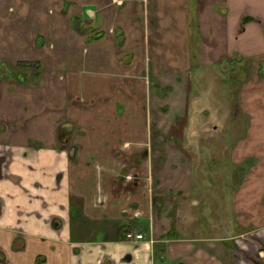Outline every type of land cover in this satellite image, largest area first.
<instances>
[{
  "label": "crops",
  "instance_id": "0c3cea01",
  "mask_svg": "<svg viewBox=\"0 0 264 264\" xmlns=\"http://www.w3.org/2000/svg\"><path fill=\"white\" fill-rule=\"evenodd\" d=\"M228 61L264 85V0H0V264H237L264 226V107L235 143L233 214L192 197L179 149L195 74ZM148 153L170 162L135 196L115 156Z\"/></svg>",
  "mask_w": 264,
  "mask_h": 264
},
{
  "label": "rangeland",
  "instance_id": "374dc122",
  "mask_svg": "<svg viewBox=\"0 0 264 264\" xmlns=\"http://www.w3.org/2000/svg\"><path fill=\"white\" fill-rule=\"evenodd\" d=\"M230 62L195 74L192 110L189 113V119L179 123V127L183 130L182 137L179 139V149H185L187 153L190 152L195 165L192 197L207 194L205 198L209 199L221 195L222 199L226 200V203H222L221 206L226 208V213L233 214V210L230 209L233 207L231 201L234 187L241 181L240 179L251 163L249 161L244 165V167L249 165L244 171L237 170L236 151H234L237 145L235 143L245 133V124L251 116L250 112L255 113L264 107V91L261 89L264 85L255 81L254 84L251 83L249 87L242 90L243 85L251 79L253 65L250 61H245L243 64L237 63L235 67L236 64ZM255 69L254 66V71ZM245 79L246 81L243 82ZM257 85L260 87L257 88ZM240 100H244L241 106ZM72 141L73 138H69L68 149L76 148ZM164 142L166 149H173L170 141L164 139ZM149 153L144 157L138 156L137 159L133 155L115 156L116 159L130 160L127 164H124L126 163L124 161L118 165L121 167V171L118 178L120 182L117 183L122 185L121 180L130 183V191H133L135 196L140 194L142 189L138 185H136L137 188L133 187L134 181H139L143 189L149 193L154 185L152 168H154L157 159L159 158V163H163L166 159L170 162L166 155L157 158ZM139 160L140 164L136 165L135 163ZM123 167H126V171H122ZM137 167L138 170H136ZM143 167L147 168L146 171L143 170ZM121 190L119 188L120 193ZM215 198L217 199V197ZM213 206L219 205L215 203ZM209 207V204L201 205L196 213L197 216H204L208 221L207 217L210 214L207 212V208ZM207 224L205 231H208L207 227L212 226ZM233 227L241 226L237 222ZM253 227L248 225L239 229L249 231ZM237 243L238 249L235 251L237 264H264V226L247 236L240 237ZM42 257V255L38 256L37 264H40Z\"/></svg>",
  "mask_w": 264,
  "mask_h": 264
},
{
  "label": "built area",
  "instance_id": "2783aa9c",
  "mask_svg": "<svg viewBox=\"0 0 264 264\" xmlns=\"http://www.w3.org/2000/svg\"><path fill=\"white\" fill-rule=\"evenodd\" d=\"M127 238H131V239H143V234L142 233H127Z\"/></svg>",
  "mask_w": 264,
  "mask_h": 264
}]
</instances>
